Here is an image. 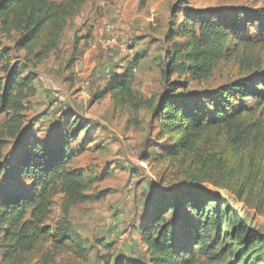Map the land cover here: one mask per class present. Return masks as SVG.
Listing matches in <instances>:
<instances>
[{
	"label": "rangeland",
	"instance_id": "obj_1",
	"mask_svg": "<svg viewBox=\"0 0 264 264\" xmlns=\"http://www.w3.org/2000/svg\"><path fill=\"white\" fill-rule=\"evenodd\" d=\"M182 6L190 16L200 11L230 21L237 9L262 8L264 0H87L66 20L56 48L40 62L36 50L15 47L14 32L0 30V48L7 50L10 65L18 64L24 75L35 74L18 118L12 119L16 126L0 114L4 169L12 168L26 144L47 140L57 145L69 131L74 140L66 167L84 173L88 182L87 202L69 211L83 250L52 252L50 264H113L116 258L145 263L139 235L150 214L145 201L156 191L190 184L228 205L217 247L223 258L216 264H264V149L233 156L220 137L199 143L186 157L174 149L177 137L158 126V101L168 83L175 82L178 93L184 89L210 97L238 74L233 62H222L201 83L176 70L173 50L193 27ZM262 61L264 67V53ZM129 74L128 88L120 91L117 82ZM3 180L1 175L0 190ZM11 187L28 190L23 178ZM61 198H54L51 225L60 219ZM44 259L40 254L35 262Z\"/></svg>",
	"mask_w": 264,
	"mask_h": 264
},
{
	"label": "trees",
	"instance_id": "obj_2",
	"mask_svg": "<svg viewBox=\"0 0 264 264\" xmlns=\"http://www.w3.org/2000/svg\"><path fill=\"white\" fill-rule=\"evenodd\" d=\"M86 1L0 0V30L6 35L14 32L15 47L36 50L34 57L40 62L56 48L66 20ZM180 9L193 27L186 41L173 50L170 59L177 63L176 70L201 83L222 62H233L238 74L210 97L184 89L178 93L176 83H168L157 106L159 129L177 137L174 149L186 157L195 153L199 143L206 145L220 137L233 156L264 149V7L239 8L230 21H218L200 11L190 16L187 7ZM34 80L35 74L24 75L18 64L10 65L7 50L0 48V114L11 127L17 124L12 119L18 118ZM129 84L130 74L117 87L122 91ZM72 140L68 131L61 134L57 145L47 140L28 143L6 170L0 135V176H4L0 264H40L35 262L40 254L45 258L42 264H50L52 252L83 250L85 242L72 232L69 211L87 202L88 182L84 173L66 167ZM22 178L28 185L25 193L11 187ZM57 195L62 196L60 219L51 225ZM144 205L150 214L139 226V235L146 262L116 258L113 264H216L222 260L224 251L217 247L228 205L217 194L190 184L156 191Z\"/></svg>",
	"mask_w": 264,
	"mask_h": 264
}]
</instances>
